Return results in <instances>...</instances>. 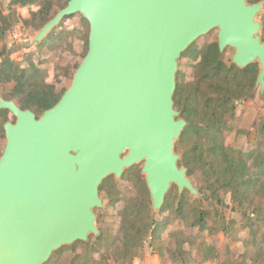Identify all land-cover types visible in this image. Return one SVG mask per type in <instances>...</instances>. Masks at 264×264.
<instances>
[{
	"label": "water",
	"instance_id": "water-1",
	"mask_svg": "<svg viewBox=\"0 0 264 264\" xmlns=\"http://www.w3.org/2000/svg\"><path fill=\"white\" fill-rule=\"evenodd\" d=\"M262 7V0H69L41 27L32 43L80 13L90 26L88 50L42 114L0 98V109L16 117L4 124L0 156V264H46L62 246L98 236L102 182L137 163L155 212L174 184L201 198L175 151L187 125L174 102L179 59L218 29L219 50H235L233 64H259L263 94Z\"/></svg>",
	"mask_w": 264,
	"mask_h": 264
},
{
	"label": "trees",
	"instance_id": "trees-1",
	"mask_svg": "<svg viewBox=\"0 0 264 264\" xmlns=\"http://www.w3.org/2000/svg\"><path fill=\"white\" fill-rule=\"evenodd\" d=\"M61 1L64 2L62 7H65L69 0H10L8 12L0 13V39L4 37L7 27L20 20L33 25L36 29L43 27L55 16L54 7ZM258 1L260 0H249L252 3ZM35 3H38L39 8L32 12L29 18H22L17 13V6H30ZM55 35V30H52L46 38L51 40ZM88 36L89 32L85 36L86 41ZM262 40L264 41V22ZM43 43L45 41L40 44ZM4 50L0 52V57L3 56ZM182 56L197 60V73L192 82L185 84L178 80L177 73L175 108L181 111V116L187 121L176 144L177 150L182 153L179 164L188 169L189 176L200 173L202 184L200 190L214 186L217 193H230L243 216V221L240 223L241 220L238 222V219L226 216L222 197L218 196L214 207L210 208L204 206V201L208 198L203 196L198 198L187 189L180 194L174 193L177 190L175 185L167 193L158 213L174 208L176 215H179L188 226L198 227L199 231L207 230L212 234L222 231L232 239L239 237L237 236L239 230L248 229L252 234V243L257 244L256 241L259 239V245L257 250L246 255V259L249 257L251 264H264V156L255 148L243 150L228 145L225 140V132L232 128L231 123L236 117L237 103L254 97L253 82H239L238 74L243 78L255 80L260 66L257 62L246 68H238L234 64L226 65L224 53L219 50L217 41L209 42L201 48L197 47L195 41ZM74 65L75 68L78 67V64ZM69 74L68 71L67 75ZM0 82H12L15 92L11 93L10 98L16 96V102L21 108L31 109L37 115L54 106L59 100L55 97L56 85L46 80L44 69L32 60L22 66L10 57H3L0 63ZM3 113L9 111L0 109V138L4 136V124L8 121L2 116ZM128 172L129 170L124 174ZM109 179L102 182L100 193L106 188ZM135 184L136 200L131 215L121 216L120 245L113 250L108 247L100 252L98 243L106 238V230L100 231L95 242H91L89 236L86 241L78 240L58 250L71 248L75 251L69 264H110L111 258L117 264H132L136 248L143 246L147 240L154 252L162 255L163 233L172 220L168 216L163 218L157 216L143 179L136 180ZM121 199L122 193L117 187L115 196L109 200V204L114 205ZM260 226H263V231L258 236ZM169 234L176 240V252L179 253V257L184 256L186 254L184 246L191 242L190 236L178 230L170 231ZM250 241L244 239L246 245H249ZM200 245L204 260L209 259L216 250L206 240H201ZM77 247L81 249L76 250ZM96 252H99L97 257ZM216 254L217 252L214 255Z\"/></svg>",
	"mask_w": 264,
	"mask_h": 264
},
{
	"label": "rangeland",
	"instance_id": "rangeland-1",
	"mask_svg": "<svg viewBox=\"0 0 264 264\" xmlns=\"http://www.w3.org/2000/svg\"><path fill=\"white\" fill-rule=\"evenodd\" d=\"M10 0H0V13H7L9 10ZM261 13L257 19L264 22V0ZM63 1L56 4L53 13H57L63 5ZM39 8L38 3L30 6H17V13L22 18H29L31 13ZM36 29L33 25L24 22L23 20L14 22L12 26L7 27L6 33L2 39H0V52L4 50L3 56L0 57V63L3 57H10L22 66L27 65L29 60L39 64L44 69L46 80L56 85L55 97L60 99L64 91L70 86L73 79L76 68L74 64H80L84 54L88 50V41L85 36L89 32V23L80 14H74L64 18L59 26L54 30L56 35L53 39L49 40L46 37L42 40L45 43H32L34 36L40 30ZM218 29H214L208 34L201 36L196 40L197 47L201 48L205 44L217 41ZM262 36V31H261ZM234 48L227 47L223 51L226 65L233 64L231 59L234 54ZM77 65V66H78ZM235 65V64H234ZM239 68V67H238ZM70 72L67 75V72ZM178 80L183 84L192 82L195 79L197 73V60H192L189 56H181L178 66ZM257 79V77H256ZM256 79L251 80L243 78L238 74V81H249L254 84V97L250 99H244L237 103L236 117L232 121L230 130L225 132L226 143L230 146L241 148L243 150L257 149L261 156H264V92L260 94V85L256 86ZM14 84L12 82L2 83L0 82V98L6 100H15L17 97L10 98L11 93L14 91ZM6 97V98H5ZM10 98V99H9ZM176 110L181 111L176 107ZM2 116L6 117L8 121L14 122L16 117L9 111V113H3ZM178 141H176L177 144ZM6 144L5 132L4 136L0 138V156L4 150ZM175 144V151L180 155L182 153L177 150ZM252 162V161H251ZM180 163V161H179ZM136 166V167H135ZM143 163H137L130 168L127 174H124L120 178H116L114 175L110 178L104 191L100 193L103 199V205L101 207L94 208V212L97 215V225L100 231L106 230V238L98 243V249L100 252L109 247L111 250L117 248L121 241V216L131 215L133 204L136 200L137 186L136 180L143 179L146 182V175L142 172ZM180 166H182L180 164ZM185 167V166H184ZM124 171V172H125ZM187 176L192 181L193 185L198 189L201 197H206L204 206L210 208L214 207L217 197L220 196L224 200L226 216L230 219H238L240 223L243 221L242 214L238 211L237 205L233 202L230 193L221 192L217 193L215 187L202 188L201 189V175L188 174ZM106 178V179H107ZM175 185V184H174ZM172 185V187L174 186ZM176 192L180 194L177 185ZM119 188L122 193V199L116 202L114 205L109 204V200L115 196L116 188ZM170 188L169 192L171 191ZM259 200H257V203ZM159 218L169 217L172 223L168 229L163 233L162 255L154 252L153 248L149 246V240L145 242L143 246L136 248L135 258L132 264H145V258L147 255H156L161 264H251L249 257L246 259V255L257 250L259 245V239L257 244L252 243V234L248 229L239 230L236 239H232L226 236L222 231L217 233H210L207 230L199 231L198 227L188 226L180 217L174 212V208L165 212H157ZM239 226V225H238ZM178 230L183 234L190 236V241L185 244L184 248L186 254L179 257V253L176 252V240L170 236L169 232ZM263 231V226L258 229V236ZM95 234H90L91 242L96 241ZM244 239L251 240L249 245L244 243ZM201 240H206L207 243L215 247V251L211 257L204 260V253L200 245ZM77 247L76 250H80ZM57 252V253H56ZM52 254L51 258L46 264H67L73 257L75 251L71 248H65L61 251H56ZM217 252L216 255H214ZM99 252L95 253L97 257ZM110 264H117L113 258L109 261Z\"/></svg>",
	"mask_w": 264,
	"mask_h": 264
},
{
	"label": "crops",
	"instance_id": "crops-1",
	"mask_svg": "<svg viewBox=\"0 0 264 264\" xmlns=\"http://www.w3.org/2000/svg\"><path fill=\"white\" fill-rule=\"evenodd\" d=\"M145 264H161L159 258L154 254V255H147L145 258Z\"/></svg>",
	"mask_w": 264,
	"mask_h": 264
}]
</instances>
